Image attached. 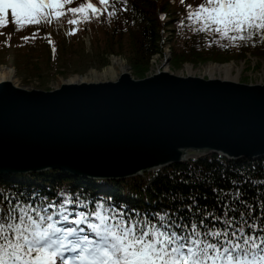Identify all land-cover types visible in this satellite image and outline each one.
Instances as JSON below:
<instances>
[{"label": "trees", "instance_id": "trees-1", "mask_svg": "<svg viewBox=\"0 0 264 264\" xmlns=\"http://www.w3.org/2000/svg\"><path fill=\"white\" fill-rule=\"evenodd\" d=\"M214 6V0H60L48 23L44 12L34 13L35 4L22 5L24 11L16 4L10 9L23 11L20 21L11 10L0 12L6 19L0 23V63L40 78L38 88H48L66 64L74 71L100 68L111 54L142 77L161 49V29L168 32L171 67L247 54L264 58V6L235 24L231 41L220 43ZM75 9L82 18L72 16ZM62 22H69L64 31ZM75 234L106 245L111 264L132 250L139 264H264V155L228 159L212 152L108 179L58 168L0 172V264L42 258L62 264L50 248Z\"/></svg>", "mask_w": 264, "mask_h": 264}, {"label": "water", "instance_id": "water-1", "mask_svg": "<svg viewBox=\"0 0 264 264\" xmlns=\"http://www.w3.org/2000/svg\"><path fill=\"white\" fill-rule=\"evenodd\" d=\"M119 75L50 90L0 81V167L113 178L184 161L186 149L264 155V81Z\"/></svg>", "mask_w": 264, "mask_h": 264}, {"label": "rangeland", "instance_id": "rangeland-1", "mask_svg": "<svg viewBox=\"0 0 264 264\" xmlns=\"http://www.w3.org/2000/svg\"><path fill=\"white\" fill-rule=\"evenodd\" d=\"M17 4L23 9L22 4L31 7L32 3L35 0H16ZM43 4H47L49 3L50 0H40ZM242 1V0H239ZM241 5H243V3H241ZM12 3L11 2H0V12L2 10L8 9L11 10L13 13V16L16 18V20L20 21L19 19L21 18V14L23 13V11L19 12L16 10V8L14 9H10L11 8ZM36 10V9H35ZM28 10H26L25 12H27ZM42 12L40 9H37L34 13L37 12ZM203 14L207 17V11L205 9H203ZM199 14V13H198ZM233 14V15H232ZM242 12L239 13L238 11L235 12H230L228 14V17L226 16H219V18L216 15H212L213 19L215 21V23L220 27L221 33H219V39L215 38V41L220 43L221 42H225V41H231L235 35V30L237 29V24L238 22H240L241 19L244 18V16H241ZM2 16V15H1ZM0 16V23H4V21H6L5 18H2ZM72 16L74 18H82V13L80 12L79 9H75L73 10V14ZM202 16L201 19L207 21V18ZM164 20V19H163ZM66 24H69V22L63 23L62 25H60L62 27V30L64 31V28L66 27ZM52 25V24H51ZM1 33V32H0ZM84 33V32H83ZM5 34H0L1 36H4ZM91 35H95L91 34ZM168 35V32L164 29H161V42H160V51L156 54H154L149 61V68L148 70L145 72V76H148L150 74H152L153 72L157 71V70H163L166 69L168 70V72L173 73V74H181V75H193V76H199V77H205V78H223V77H227L229 79H243V80H262L264 81V58L263 57H254V56H250L247 54L246 58H239V59H229L228 61H223V62H216V61H206V62H201V63H191V62H185V63H189L191 64L192 68L190 69V71H187L184 67V64H181L180 66L177 67H171V63H170V49H169V44L166 42V36ZM51 41H53L52 38H49ZM84 45H85V49L86 50H91V44L89 41V37L87 33H84L82 36ZM220 40V41H219ZM112 56H119L121 59H123V61L125 62V66H126V70L125 71H129V65L126 63L125 58H123L121 55H113L111 54L109 56L108 59V63L107 65L97 68V67H88L87 69H84L83 71H74L75 66L74 65H64L60 68V72L55 73L54 75H52L49 78L48 81V88L44 87V88H38V82L39 80H41L40 78L38 79L36 76H27L26 74H22V72L17 73L16 69L14 66H9L7 64L4 63H0V66L3 65L7 68H10L13 72H12V82L13 84H16V86H21V87H27V88H33V89H42V90H50L56 87H59L61 83L63 82H67V79L71 76L74 75H85L89 69L94 68L97 70H102L104 67L108 66L111 62V57ZM225 62H232L234 63L233 68L231 69V72L229 75H225L223 72L221 71H215L211 74H209L208 72H206L204 70V66L208 63H225ZM132 75V74H131ZM133 76V75H132ZM134 77V76H133ZM142 77H134V78H142ZM116 78L112 79L115 80ZM26 80V81H25ZM104 80H108V79H104ZM103 79L100 81H104ZM96 82V80H89L88 82ZM37 86V87H36ZM186 157L191 158V157H196L198 156V152H196L195 150H191V149H186ZM186 159V160H187ZM184 160V161H186ZM49 169V167L42 169V170H46ZM154 167L149 168V169H143V171H141L140 173H136V174H142L143 172L149 171V170H153ZM40 171V170H38ZM25 173V172H24ZM135 175V174H134ZM131 176V175H130ZM127 177V176H124ZM90 178V177H89ZM112 178V177H110ZM113 178H119V177H113ZM95 179H101V178H95ZM108 179V178H107Z\"/></svg>", "mask_w": 264, "mask_h": 264}, {"label": "bare ground", "instance_id": "bare-ground-1", "mask_svg": "<svg viewBox=\"0 0 264 264\" xmlns=\"http://www.w3.org/2000/svg\"><path fill=\"white\" fill-rule=\"evenodd\" d=\"M234 63L232 62H225V63H208L204 66V70L206 72H208L209 74L215 72V71H221L223 72L225 75H229L231 72V69L233 68ZM184 67L187 71H190V69L192 68L191 64L189 63H185ZM127 68L125 66V62L123 61V59H121L119 56H112L111 57V62L108 66L104 67L102 70H97L94 68H91L88 70V72L85 75H74L71 76L67 79V82L69 83H81V82H88L89 80H96V81H100V80H104V79H108V80H112L114 78L117 79V77H119L120 73L125 71ZM168 71L166 69H163V71ZM12 70L10 68H7L3 65L0 66V81L3 80H8L10 79V82H12ZM178 76H185V75H181V74H176ZM190 75V74H189ZM224 79H229L227 77H223ZM115 79V80H116ZM13 83V82H12ZM16 86V84H13ZM73 171L76 172H80V173H88L91 175H99V176H104V175H113V174H106V173H100V172H93V171H87V170H80V169H74V168H70ZM0 170L5 171L6 173H10V172H16L17 173L21 170H26V171H22L24 172H28L31 170H27V169H18V168H8V167H0ZM118 176V175H117Z\"/></svg>", "mask_w": 264, "mask_h": 264}]
</instances>
